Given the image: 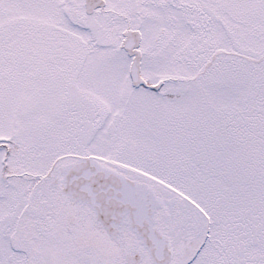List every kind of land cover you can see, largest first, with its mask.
Masks as SVG:
<instances>
[{
    "label": "snow or ice",
    "instance_id": "1",
    "mask_svg": "<svg viewBox=\"0 0 264 264\" xmlns=\"http://www.w3.org/2000/svg\"><path fill=\"white\" fill-rule=\"evenodd\" d=\"M0 264H264V0H0Z\"/></svg>",
    "mask_w": 264,
    "mask_h": 264
}]
</instances>
